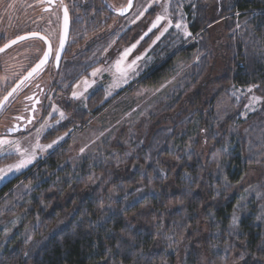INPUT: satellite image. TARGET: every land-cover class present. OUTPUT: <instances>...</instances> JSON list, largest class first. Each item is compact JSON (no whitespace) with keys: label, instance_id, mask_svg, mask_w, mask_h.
Here are the masks:
<instances>
[{"label":"trees","instance_id":"1","mask_svg":"<svg viewBox=\"0 0 264 264\" xmlns=\"http://www.w3.org/2000/svg\"><path fill=\"white\" fill-rule=\"evenodd\" d=\"M200 11L189 27L196 36L191 47L173 53L172 35L153 52L155 65L139 77L137 85L157 86L187 51L201 55L199 65L190 67L193 82L178 84L156 115H146L140 134L133 124L122 144H103L75 167L63 162L67 146H62L20 183L14 179L0 187V264H175V240L185 235L180 243L191 246L203 226L208 243L219 249L210 250L212 255L228 264H264V188L253 185L263 191L258 201L259 190L232 192L259 155L255 133L264 115V0H231L221 17L225 75L216 87H222L206 100L193 97L189 103L186 92L211 58L205 54L207 31L201 30L207 21ZM234 11L237 17L229 15ZM109 21L98 9L96 15L71 19L63 68L68 82L77 69L70 58L91 47L94 51L95 45L84 50V40H92ZM99 63L79 66L71 84ZM228 86L242 93L253 90L260 100L257 113L242 119L230 110L218 113L216 105L229 94ZM102 95L101 89L93 91L74 119L82 124L98 113L107 104ZM154 116L168 120L154 126L148 122ZM114 155L119 156L115 162ZM29 185L27 193L23 188ZM196 259L186 255L183 264H197Z\"/></svg>","mask_w":264,"mask_h":264},{"label":"rangeland","instance_id":"2","mask_svg":"<svg viewBox=\"0 0 264 264\" xmlns=\"http://www.w3.org/2000/svg\"><path fill=\"white\" fill-rule=\"evenodd\" d=\"M230 3L231 0H214L213 2L208 0H132L130 11H127L125 16L113 17L102 30L94 34L92 40L90 38L84 40V50L87 45H95L97 48L94 46V51L91 47L88 51H82V54L75 52L74 58H70L73 61L71 62L72 67L77 66V69H73L74 71L70 74L68 84L71 88L66 94L60 96V105L58 104L56 107L52 105L53 107L46 114L43 124L32 130L26 137L15 140L6 138L5 141L10 143L0 144V159L2 160L0 161V170H3L0 171V187L14 179H19L17 182L20 183L37 162H43L51 152L62 146H67L63 162L75 167L95 154L96 149L103 144L108 143L110 146L122 144L128 136L126 134L132 133L133 124L137 125V133L140 134L143 124L147 123L146 115H150V113L152 116L156 115L157 108L165 102L164 98L170 97L178 84L182 86L183 82L188 84L193 82L194 76L190 67L192 64L199 65L201 55H197L195 51L192 52L190 49L178 59V62L175 61L176 66L170 76L162 80L157 86L137 85L141 80L139 77L155 65L153 52L156 51L160 43L162 47L163 43H167L173 35L174 39L170 42L176 47L173 53H177L181 49L190 48L196 41V36L191 34L189 27L195 16L198 15V10H201L203 19L207 21V25L201 31H207L204 39H206L209 47L205 54L206 57L210 55L211 58L207 61L202 72L203 75L193 84L192 90H188L186 93L189 103L193 97L200 98L202 101L208 99L212 91L222 87V84L218 87L216 84L220 83L225 75L222 62L223 54L222 50H219L222 46V40L225 39L223 18L221 17L229 9ZM229 15L237 17L239 12L234 11ZM158 17H160L159 21L157 20ZM18 24L19 20H16L15 15L6 14L0 6V39L8 40L15 37L18 33L16 31ZM153 24L156 26L153 27ZM177 24L180 27H177ZM25 41L27 40L18 43L17 47L21 50L19 58L16 59L12 55L5 57L4 61H0V74L5 75L9 71L12 75L18 76L23 72L30 60L26 53L28 47L23 45L26 43ZM128 49L131 51L125 55ZM95 60L100 61V63L96 64L94 68L88 71L87 75L82 76L72 85L71 82L80 72L79 66L83 68V65L95 63ZM118 61L119 66L117 65ZM93 72L96 74L92 75ZM97 89H101L103 101H106L107 104L100 108L98 113L89 114L90 116L80 124L74 117L75 115L81 116L87 108L85 101ZM227 90H230L229 94L227 92L225 97L223 95L221 102L216 105L218 113L224 114L230 110L236 115H240L242 119L245 115H251L259 110L260 100L255 97L253 90L247 89L242 93L241 90L233 91L231 86H228ZM235 97L241 99L238 101ZM230 100H235V102L231 103ZM224 105L230 108L224 109ZM36 117L39 118L40 116L37 115ZM262 119L261 128L255 133V136L260 140L258 143L260 145L259 155L255 161V166L246 172L232 192L244 190V193H247L252 189L258 191L259 189L254 187V184H262L264 188V115ZM162 120L164 122L168 119L154 116V119L148 120V122L155 126L160 124ZM65 122L69 126L61 137L53 139L56 143L52 141L41 142L42 139L49 136L51 129L57 124ZM246 130L247 124H244L242 131ZM4 157L9 160L6 161L3 159ZM28 157H34L30 164L19 170L13 168L11 172L7 171L8 166L15 165ZM113 157V162H115L119 156L114 155ZM23 189L30 193L32 187L29 185ZM259 191L260 194L256 197L257 201L262 197L264 190ZM262 199L261 205L263 204L264 209V198ZM237 218V214H235L233 219L237 220ZM9 223L15 227L14 219L9 220ZM207 234V227L203 226L199 237L191 243V246L185 242L183 243L187 246L180 243L185 235L179 239L176 238L175 241H179L175 244V248H177L175 264H183L186 255L194 254L197 257V264H228L225 259L212 255L210 250H217L218 248L215 247V244L208 243ZM173 251L176 252V250ZM229 264H238V262H230Z\"/></svg>","mask_w":264,"mask_h":264},{"label":"flooded vegetation","instance_id":"3","mask_svg":"<svg viewBox=\"0 0 264 264\" xmlns=\"http://www.w3.org/2000/svg\"><path fill=\"white\" fill-rule=\"evenodd\" d=\"M128 3L129 0H0L3 11L8 15H15L16 20H19L16 26V31H18L16 36H28L36 32L39 36L47 38L49 42L46 44L38 37L26 39L23 45L28 47L26 53L30 60L23 72L18 76L12 75L9 71L5 75L0 74V101L14 87L16 89L0 107V139L15 140L28 136L32 130L43 124L52 105L55 107L60 105V96L68 92L69 84L64 78L66 76L63 68L69 60L71 19L73 17L85 19L87 16L96 15L97 9L107 19L112 20L116 16L123 17L127 11H130V7L127 9ZM124 10L126 11L123 13ZM66 29L67 39L57 59L55 52L56 49H60V37L65 36ZM16 36L8 40L0 39V48ZM18 43L14 44L15 48H12L14 46L12 45L0 52V61L12 55L16 59L19 58L21 50L17 47ZM49 44L52 51L48 61L37 73L27 80L23 79L40 61L44 51L49 50ZM37 115L40 117L37 118ZM67 127V122L57 124L51 129L49 136L41 142H53V139L61 137L66 132Z\"/></svg>","mask_w":264,"mask_h":264},{"label":"snow or ice","instance_id":"4","mask_svg":"<svg viewBox=\"0 0 264 264\" xmlns=\"http://www.w3.org/2000/svg\"><path fill=\"white\" fill-rule=\"evenodd\" d=\"M159 19H160V17L157 18L158 21H159ZM155 26L156 25L153 24V27H155ZM177 27H180V25L177 24ZM186 34H189V33H186ZM30 37H33V38L38 37L39 39L43 40L44 43H46V44L49 43L48 40H47V38L42 37V36H39V33L33 32V33H30L28 36L18 35V36H16L15 39L9 40L7 43H5L3 45L2 48H0V52H3L5 49L10 48L12 45L18 43L19 41L29 39ZM64 40H65V37L62 35L60 37V49H62L63 46H64ZM133 47H135V46H133ZM60 49H56V52H55V55H56L57 59H59V57H60ZM51 51H52V47L49 44V50L44 51L43 57L40 59L39 63H37L35 65V67L32 68V70L28 73V76H26L24 78L25 80H27L29 77H31L34 73H37L39 70H41V68L43 67V65L48 61V57H49ZM128 51H131V49L126 50L125 55L127 54ZM117 65L119 66V61L117 62ZM118 70H119V68H118ZM95 74H96V72H93L92 73V75H95ZM15 91H16V89L14 88L11 92L8 93L7 96H5L3 98L2 101H0V107L3 106V103L5 101H7L8 98L11 97ZM249 91H251V89H249ZM74 95H75V93H74ZM61 115H63V114H61ZM6 143H10V142L9 141H5V140H0V144H6ZM53 143H56V141H53ZM48 147H51V145H48ZM17 151H19V149H17ZM33 158L34 157H28V158H25V159L20 160L15 165H10V166H8L7 171L8 172H11L13 170V168H15L16 170H19L20 168H23V167L27 166L28 164H30L32 162V159ZM0 171H3V170H0Z\"/></svg>","mask_w":264,"mask_h":264},{"label":"water","instance_id":"5","mask_svg":"<svg viewBox=\"0 0 264 264\" xmlns=\"http://www.w3.org/2000/svg\"><path fill=\"white\" fill-rule=\"evenodd\" d=\"M131 4H132V0H129L128 6H127V9L131 6ZM125 11H126V10H124L123 13H124ZM67 28H68V25H67ZM64 37H65V40H64V44H65L66 39H67V29H66L65 36H64ZM60 50H61V49H60ZM38 63H39V62H38ZM34 67H35V66H34ZM34 67H33V68H34ZM31 70H32V69H31ZM31 70H30V71H31ZM30 71H29V72H30ZM29 72H28V73H29ZM28 73L26 74V76H28ZM26 76H25V77H26ZM25 77H24V78H25ZM24 78H23V79H24ZM23 79H22V80H23ZM22 80H21V81H22ZM14 88H15V87H14ZM14 88H13V89H14ZM13 89H12V90H13ZM12 90H11V91H12ZM11 91H10V92H11Z\"/></svg>","mask_w":264,"mask_h":264}]
</instances>
